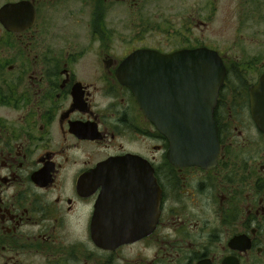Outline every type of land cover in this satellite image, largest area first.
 Masks as SVG:
<instances>
[{"label":"flooded vegetation","instance_id":"flooded-vegetation-1","mask_svg":"<svg viewBox=\"0 0 264 264\" xmlns=\"http://www.w3.org/2000/svg\"><path fill=\"white\" fill-rule=\"evenodd\" d=\"M21 1L32 24L0 21V264H264V129L252 93L264 40L248 30L264 0L6 3ZM222 6L236 8L229 36ZM199 48L226 68L209 168L170 159L168 137L122 79L138 50ZM169 82L163 94L175 97ZM189 83L183 73V97ZM133 231L147 233L120 239Z\"/></svg>","mask_w":264,"mask_h":264},{"label":"water","instance_id":"water-1","mask_svg":"<svg viewBox=\"0 0 264 264\" xmlns=\"http://www.w3.org/2000/svg\"><path fill=\"white\" fill-rule=\"evenodd\" d=\"M13 16L18 24L27 22L25 26L22 25V29L34 20L28 1L6 3L0 8V21L7 29H16L12 27ZM174 62L179 64L177 68L168 65ZM183 73H190L189 97H183L182 94ZM225 74L222 57L217 51L208 48L171 55L141 49L124 61L122 79L133 89L146 114L157 121L160 131L168 137L171 143L170 159L176 164L209 168L216 164L220 150L213 108ZM170 79L174 87L180 90L175 97L163 94L164 88L172 86ZM252 93L256 96L255 118L264 129V75ZM154 94L158 97L155 98ZM124 161L126 165L139 167L143 178H155L149 165L140 163L136 157H126ZM152 192L153 199H156L155 187ZM145 233L133 231L120 239L128 241Z\"/></svg>","mask_w":264,"mask_h":264},{"label":"rangeland","instance_id":"rangeland-1","mask_svg":"<svg viewBox=\"0 0 264 264\" xmlns=\"http://www.w3.org/2000/svg\"><path fill=\"white\" fill-rule=\"evenodd\" d=\"M167 0L163 2L165 4ZM8 2V0H0V6L4 3ZM236 10L235 7L230 6H222V11L220 12L219 22L218 25L222 26L223 35H231V32L234 30V25L236 21L232 20V12ZM250 19V18H249ZM248 19V20H249ZM248 21L246 22L247 25ZM249 31H254L256 34L255 42H261L264 40V19L260 20L259 18H255L254 20L250 19L249 21ZM252 45L250 48V52L253 53L254 51H258L260 49L259 45L257 44Z\"/></svg>","mask_w":264,"mask_h":264}]
</instances>
